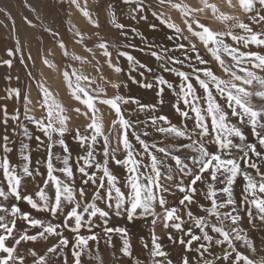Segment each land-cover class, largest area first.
I'll list each match as a JSON object with an SVG mask.
<instances>
[{
  "label": "snow or ice",
  "instance_id": "6c2138e0",
  "mask_svg": "<svg viewBox=\"0 0 264 264\" xmlns=\"http://www.w3.org/2000/svg\"><path fill=\"white\" fill-rule=\"evenodd\" d=\"M166 2L171 8L177 9L182 13L186 18L184 23L187 31L199 39L213 59L218 62L223 72L229 76V79L225 80L217 76L211 69H193L191 75L195 77L200 89L203 90L200 96L196 95V89L191 82L189 73L165 67V71L174 72L180 78L179 91H177L176 86L163 76L156 78L155 86L158 87V95L161 97L159 103H164L162 97L165 87L171 89L183 105L182 107L180 103L176 104V112L185 121L192 119L194 128L190 133L187 124L177 126L166 115L152 117L151 125L155 127L158 133L190 141V143L175 146L174 152L178 153L182 149H189L191 155L187 159H182L180 155L173 154V151H169L165 147H158L155 143L150 145L139 134L133 132L132 135L135 136L136 141L142 146L144 155L150 160V163H142L141 159L138 158L140 154L135 151L129 141L128 130L132 127V124L125 118L121 105L134 103L140 111L145 109L156 111V105L141 104L139 100L125 98L119 94L111 98L101 99L100 95L103 93V89L99 87L92 90L96 93L95 96L90 95L88 89L95 81L89 76L77 74L73 70L71 76L75 77V82H73L68 71H64V78L68 87L72 89L73 97L85 105L87 109L81 112L80 108H75L74 111L85 116L89 121L83 134L79 128L74 130L72 139L77 142L83 151L73 161L72 150L65 139L66 134L69 132L68 124L71 118L65 114L66 109L55 102L49 89L43 84H38L37 86L42 93V100L38 103L45 114L40 118L31 115L32 109L28 105L32 102L26 95L24 97L26 101L24 118L29 123L35 124L46 138V140H42L40 136L35 137V140L39 142L38 146L42 145L47 154L46 179L42 187L37 186L38 191L35 193L41 203H37L33 195L22 194L21 192L23 176L34 177V173L35 175H41L39 169L31 167V154L30 151H26L28 145H21V165H12L8 158L7 154L13 151L10 145L15 143L8 135L7 126L9 120L16 122L15 127L22 129L24 137L29 140L33 139V137L29 133L28 127L21 122L19 109L10 114L7 105L0 107V124L5 126L4 134L0 136V150L4 154L0 156V171H2V175L6 180L8 191L5 190V187H0V197L7 200L10 194L16 201L23 200L37 211L48 212L52 217L63 213L65 218L62 225L54 224L51 221L45 222L41 219L32 218L29 213L23 212L19 206L13 204L10 209L13 219L6 222V218L0 216V264H24L23 256L17 252L20 244L24 241L35 242L44 240L50 236L58 237V242L49 246L47 253L55 254L58 249L62 250L71 244L73 264H81L83 255L87 254L89 259L92 258L89 241H95L97 245L99 244V237L93 231L94 220L97 217L104 218L103 230L105 234H120L123 241V254L132 258V245L128 238L127 229L107 226L109 212L98 206L97 201L101 200L116 215H126L128 221H132L138 216L147 217L150 215L153 217L151 220L153 228L150 256L153 258L154 264H173L171 259H167L169 254L159 242L160 237L156 235L155 226L158 221L163 228H171L183 234L176 241L169 233L168 239L172 240L173 243L178 242L183 245L188 252L193 250L198 252L200 254V264H214L213 260L205 256V254L213 256L210 249L214 246H221L223 255L215 257L216 260L220 261V264H223L224 261H229V264H255L253 260L238 251L235 241H242L255 251L251 242L243 234V230L238 226L239 221L242 219L238 203L246 205L243 211L247 214L249 220L253 219L252 207L257 210L259 218L264 220V196L259 195L264 194V167H262L264 165V76H258L255 71L250 70V68H254L264 72V55L258 52L240 51L239 48L225 43V38L230 37L237 44L242 42L245 47L250 44L260 47L264 46V32L257 33L248 24L239 21L238 17L224 14L217 18L225 22L236 20L237 22L233 27L243 30L246 35L235 33L231 28L227 31H213L191 15V13L202 11L203 9H190L187 6L172 3V0H159L161 5ZM228 2L231 5V0H228ZM71 3L80 8L77 0H71ZM124 3L136 4L139 12L144 11L143 0H124ZM258 4L264 7V0H258ZM205 6L211 7L213 13L217 11L216 6L208 5L206 0ZM239 6L245 13H252L255 3L254 0H239ZM81 11L95 27H99L98 22L92 21L88 11L84 9H81ZM111 15L115 27L121 30L124 29L125 26L123 24L116 22L114 11ZM152 15L157 16L161 23H166L168 27L173 28L177 33L182 32V29L174 23H168L163 18L162 13L158 14L154 11ZM143 18L146 19L147 17ZM250 18L255 20L254 16ZM259 20L264 21V15H259ZM193 25L196 27L194 28ZM77 35L80 34L77 33ZM17 45H19V41H17ZM59 47L65 49V55H67L66 46L63 42L59 44ZM98 47L103 50V55L109 67L113 68L116 73H120L122 69L112 63V54L108 50L109 45L106 42H101ZM179 47L183 49L184 45L181 44ZM190 47L191 51L197 52L196 59L199 63L206 64L207 61L199 55L195 45ZM15 51H20L19 47ZM89 51L91 50L89 49ZM151 54L157 60L164 59V56L157 52H152ZM7 55L13 57L15 53L12 49H9ZM223 55L230 57L234 63L231 65L226 64L222 58ZM118 56H124L130 62L134 61L133 56L123 51L118 52ZM28 59H32L31 55H29ZM74 59L81 60V57L77 56ZM167 59L172 63L184 64V60L175 57H168ZM21 60H23L22 56ZM12 63V59L3 61V64L7 65L8 68L12 67ZM43 63L52 68L56 67L47 59H44ZM245 64L250 67H244ZM139 67L145 68L146 66L141 64ZM147 70L151 71V69ZM238 73H243V75ZM29 76H32L31 72H29ZM8 79L11 80V76ZM17 79L19 78L17 77ZM82 81L85 82L83 85ZM254 82L258 88L250 90ZM142 86L152 88L154 85L145 83ZM112 87L118 90L120 85L112 83ZM6 92L7 95L4 99H15L18 101L21 98V92L18 88L7 89ZM216 93L223 98V105L217 101ZM104 95L106 96V94ZM254 98H258L260 103H255ZM201 99L204 100L205 107L200 105L199 101ZM97 100L99 103L107 105L114 110L116 119L112 121L111 127L115 130L117 124L120 126V130L116 133L118 139L115 147L112 146V141L109 139L112 131L107 135L103 131V124L98 116L99 110L95 107ZM190 113L194 115L190 116ZM233 117L236 118V122H233ZM241 126L250 128L252 135L256 138L255 142H249L248 136ZM12 132L13 135L20 134L16 133L15 128H13ZM143 135L148 136L149 133L145 131ZM193 136L196 139H193ZM100 138H102L103 159L102 161H97L95 145ZM209 144L214 145V149H210ZM57 145L60 146L64 155H54L52 149ZM120 145L123 146V150L126 152L124 159H118L114 155L120 150ZM152 149L170 157L171 160L175 161V166L178 170L185 176L190 177L187 183L181 180L176 184V187L183 194L179 200V205L185 209L183 214L180 208L168 206L164 193L170 191V189L162 183V178L174 180V176L171 174V167L168 168L166 174H162L161 166L164 162L157 157ZM54 159L63 166L56 167ZM109 159L115 160L118 165L127 166L129 173L125 181L127 191L122 190L117 176L110 171L108 166ZM242 164L246 165V167H242ZM18 167L20 168L19 172L17 171ZM141 167L148 168L152 174L146 175L140 171ZM250 170H254L255 174ZM57 172L62 173L64 179L57 176L55 174ZM76 172H79L81 178V186L79 187L75 184ZM98 172L100 173L99 176L97 175ZM238 177L241 178L244 185L241 192L242 200L239 202L233 190V185L236 184ZM198 182L199 187L197 186ZM50 183L54 188V195L51 196L46 192ZM87 185L95 186L90 197L88 196L87 188L84 187ZM198 194H202L204 199L209 201V206L207 207L199 205L201 211L205 213L204 215H194L189 207L197 202L195 197ZM66 207L68 210L64 212ZM157 208L162 211L158 213ZM0 211L8 213L9 208L0 206ZM185 216L194 224L196 229H199L200 234H195L191 229L183 227L187 222L184 218ZM17 219L26 221L30 227L38 228L39 231L35 234H29L24 231L14 235ZM61 226L73 233L71 241L63 232L59 231ZM82 229H87L89 234H81ZM183 236H187V239H184ZM9 240L12 241L11 244L7 243ZM194 242H200L195 249H193ZM106 243H111V235H108ZM144 247L148 248L149 245L145 243ZM31 255L37 257V252L32 251ZM157 257L164 259L157 260L155 259ZM96 259L99 260L100 264H103L102 259L98 255ZM34 264H48L47 255H39ZM134 264H141V262L137 259ZM182 264H191V261L187 256H184ZM261 264H264V261H261Z\"/></svg>",
  "mask_w": 264,
  "mask_h": 264
},
{
  "label": "rangeland",
  "instance_id": "374dc122",
  "mask_svg": "<svg viewBox=\"0 0 264 264\" xmlns=\"http://www.w3.org/2000/svg\"><path fill=\"white\" fill-rule=\"evenodd\" d=\"M93 1L94 2L92 3V8L89 9L88 12L91 16L92 21L97 22L101 18L99 16V13L101 14V12H102L101 7L97 8L98 5L100 6L99 3L101 1H99V0H93ZM201 1L205 5V2L203 0H201ZM220 1H226L227 4H229L228 0H220ZM153 2H157L159 4V0H143L144 10L150 11L151 8L153 7V4H152ZM77 3L80 5V8H77V6L75 4L71 3V0H0V29L1 28H7L8 21L11 22L10 15H12V13L17 15V18H19L23 22V24L26 26V28L28 29L27 34H25V32L23 33V37L25 38V47L21 48V49L19 48L20 51H18V52L15 51L16 54L12 58H10L13 61L11 68H8L7 65L3 64V61L7 60V59L4 56L1 58V55H0V93H3L6 96L7 95V92H6L7 89H15V88L20 89V92H21V98L18 101L15 99H4L5 96L2 95L0 97V99H2L3 101H0V107H2L3 105H6L7 102L9 103V100L13 104H15L14 109L11 110L10 114H12L16 109H19L20 114H21V122L28 127L29 133L33 137V139H31V140L28 139V149L26 151H30V154H31V160H32L31 167L33 169H39V172L41 175H35V173H34V177L23 176L22 182H21V191L23 192V194L33 195V198L37 201V203H41V202L39 201V198L35 196V193H36V191H38L37 186L42 187L44 184V180L46 179L47 155L42 156V155H44L43 150H42V146L41 145L38 146L39 142L35 140V137L40 136L42 140H46V138L43 136V134L40 132V130L37 127H29V126H36L35 124L29 123L27 120H25L24 111H25L26 101L24 100V97L27 95L28 87L32 83L35 86V89L38 93L39 101L42 100V93H41L40 88L37 85L43 84L42 83L43 81H41L42 77H41V79L39 78L40 73L43 74V72L45 73V71H46L47 73L49 72L48 74H50V72H51V67H49L47 64L43 63V60L47 59V56L50 52L51 47H56V50H59V58L56 60L52 59V61H55L54 62L55 64L58 63V65H61L63 73H64V71H68L69 75L71 76V73L73 72V70H75L78 74V67L80 65H84V66L88 65L89 66L88 68L89 69L91 68L90 72H91V75L94 77L93 79H96V80L100 79V81H103V82L106 81L107 82L108 86L104 87L103 93H101V95H100L101 99L111 98V97L115 96L116 94H119L121 96H124L125 98L129 97L132 100H139L141 102V104L156 105V111H150L148 109H145L144 111H140L139 108L137 107V105L134 103L122 104L121 110L124 113L125 118L128 119L132 124V127L128 130V138H129L130 142L131 141L137 142L135 139V136L132 135L133 132H136L137 134H139L141 136L142 139L146 140V142H148L150 145L155 143V144H157L158 147H165V148H166V145L170 144V142H173V141L176 142V140H178V139H176V137L170 138V137H168V135H165V134H161V136H160V133L158 134L155 127L151 125L152 117H150V116L166 115L169 117V119L174 124L177 123V121L183 120V119L176 112L174 106L171 103L167 102L168 99H163L164 100L163 104L159 103L161 97L159 98V95H157V94L154 95V90L155 91L158 90V87L155 86L156 85V78L159 76H163V77L166 75L169 76V79L167 77H165V79H167L170 83H172L174 86H176L177 91H179L178 86L181 82L180 78L177 77L174 74V72L165 71V72L161 73V71L164 70L163 68H165V67L175 68V69H178L180 71H184L183 69H186V67H182V65H180V64L172 63L167 58L168 57H175V58H178L181 60H182V58L187 60V61L192 60L194 58V56L197 55V52L191 51L190 46L195 45L198 53L200 52V54L203 55V57L208 62L212 63L214 61L211 54L206 50V48L199 41V39L195 36H192L191 34L188 35V33H185L184 31H182L181 33H177L175 30L174 31L172 30L170 32L172 35L171 40L167 39L169 42H165L164 50L158 52L157 49H155L153 47H149L145 44V41L143 39L144 35H142L140 33L134 34V37H133L134 41L129 40L128 38L124 39L121 34H120L121 38H118L116 35H114L113 31L111 30V23L113 24V22H111L108 19V15H106L105 16V24L107 25V27H109V29L107 30L106 37H105V31L106 30L102 29L103 28L102 27V20H101V23L98 22V23H100V25H99L100 28L95 27L93 25V23L90 22L89 19L82 14L81 9H83L82 8L83 4L81 5V2L79 0H77ZM172 3H174V2H172ZM237 3H239V0H231V6H234ZM254 3H255V6L257 8L254 7V10L252 13H245L244 11H241L239 14L235 15L234 17H238L239 21L248 24L252 29L254 28L257 30V28H258L259 29V30H257L258 33H261V32H264V21L259 20V15H264V12H262V11H264V7L259 6L258 1H256V0H254ZM192 4H197V0H195L194 3H192ZM163 5H165L166 7H170V5L167 2ZM204 5H203V7H204ZM212 5H215L216 9H217L220 4H218L217 2L214 1V2H212ZM108 6H109V2L106 1L105 2V11L106 12H107ZM128 6H129V8H124V10H123L124 14L122 16V20L124 18L129 17L133 11L137 10L136 4H128ZM162 7L163 6H161L159 8V10H157L158 14L162 13ZM73 8H77L79 13H81L84 16L85 24L83 26L84 30L82 32H79L78 30L74 29L69 24L68 17H69V15L71 16V11ZM230 9L231 8H228V10H230ZM74 10L77 11L76 9H74ZM179 13L181 16L180 19L182 20V22H184L186 18L182 15V13L180 11H179ZM191 15L195 19L199 20L200 23H203L207 27L211 28L213 31H227L229 28H231V30L235 33H238L240 35H246V33H244L243 30L233 27V25L236 24V22H237L236 20H233V22L230 23V25L228 27H226L221 23H212L214 20H207V19L203 20V19L197 17V14L193 15L191 13ZM253 16L255 17V20L250 18ZM137 18H138V15H133V21H136ZM168 20L170 22H172L170 19H168ZM229 21H231V20H229ZM159 23H160V19H158L157 16H154V20L151 21L150 26L152 27V25L159 24ZM194 26L195 25H193V27ZM185 28H186V26H185ZM155 29H159V27L156 26ZM53 33H55V35H53ZM77 33H79L80 35H77ZM150 34L151 35L149 36V38L159 37L158 34H156V35L153 33H150ZM12 39H13V35L10 32L9 33H1V31H0L1 43H4V42L8 43ZM154 40L157 41L158 39L155 38ZM61 42H63L64 45L66 46L67 55H65V49H61L59 47V44ZM101 42H108L107 44L110 46L108 48V50L111 52V54H112L111 56L113 57V58L111 57L112 63H113V65L119 66L122 69V71L120 73L113 72L111 74L110 70H106L107 69L106 67H109V65H108V63H106V58L103 55V50H101L98 47V44ZM157 42H159V41H157ZM73 43H76V45L80 46L88 54V57L81 58V60L74 59L75 55L73 53ZM225 43H228L232 47L239 48L240 51L258 52V53L264 55V46L257 47L254 44H250V45H247V47H245L242 42L240 44H237L236 42L232 41L230 37L225 38ZM125 44H130V46L127 47V46H125ZM181 44L184 45L183 49H181L179 47V45H181ZM200 45H203L204 49H201ZM144 46H147V47H144ZM89 49L91 51H89ZM120 51L126 52L131 56H133V54H134L133 51L137 52V53H139V51H141L143 53H148V54H143L139 57H136L134 54V63H133V61L128 62V60L119 61V59L121 57L118 56V52H120ZM152 52H157L158 54H161L162 56H164V59L157 60L156 57H154L151 54ZM29 55H31L32 59H28ZM35 55H37V56H39V58H41L40 64L38 63L37 60H35ZM21 56L23 57V60H21ZM222 58L225 60L226 64L231 65L234 63L231 60V58L228 57L227 55H223ZM142 62H146L148 68L151 69V71H147V70L145 71L141 67H139V65ZM215 63H216L215 74L222 79H225V80L229 79V76L223 72V70L220 68L218 62L215 61ZM184 64H186V62ZM43 66H44V68H41ZM130 67H132L133 74H135L134 76H132L128 73L125 75V73H126L125 70L127 71ZM244 67H250V66L245 64ZM39 68H41V70L43 69V72L40 71ZM97 69H99V71H97ZM92 70H95V72L92 73ZM236 70L238 71V69H236ZM250 70H254V68H250ZM113 71H114V69H113ZM29 72L32 73V76H29ZM184 72L190 74L191 82L193 83V86L196 89V95L198 96L199 93H201V95H202L203 90L200 89L199 84L195 80V77L191 75L192 72L191 71H184ZM115 73L120 78V81H119L120 87L118 90L116 88H113L111 85L113 83V80L111 79L112 77H110V76L114 75ZM238 74L243 75V73H238ZM9 76H11V78H12L11 80L8 79ZM261 76H264V72L261 74ZM17 77L19 79H17ZM71 78H72L73 82H75V77L71 76ZM81 83H82V85L84 84L83 81ZM132 83L139 84L140 87L135 91L130 86L129 89H127V91H126L127 86L129 84L131 85ZM145 83H152L154 86L152 88H145L142 86ZM93 86L96 88H98V87L100 88V86L98 84H96V85L94 84ZM96 88L90 87V89H88L89 94L95 96L96 93L92 90H94ZM256 88H257V85L254 82V84L250 90H254ZM100 89H102V88H100ZM117 92H119V93H117ZM125 92L127 93L128 96L124 95ZM53 93L54 94L57 93V96H62V100H61V102H59L61 105H62V103H65V104L67 103L66 104L67 106L70 105L71 99H69V97H73V95H72V89H70L68 86L66 87L64 92H60L57 89H55V90H53ZM166 93L169 94L168 97H170V94H171V96H173V98L175 99L177 104L180 103L181 106L183 107L182 102L178 99L175 92H173L171 89H167V90H165L164 94H166ZM104 94H106V96ZM216 96H217V101L223 105L224 104L223 98L219 97L218 93H216ZM201 101L204 102L203 99H201ZM166 102H167V104H166ZM254 102H255V100H254ZM97 104H101V103H99V101L97 100L95 107L97 106ZM203 104L205 107L206 106L205 102ZM105 106H107V105H105ZM85 108H86V106H85ZM128 110H130L131 112L129 113ZM42 113H43V115L45 114L43 110H42ZM142 114H143L145 120H147V117H148V119L150 118V120L147 124V132L149 133L148 136H144L142 130L140 129V127H138L141 125V121H142V125H144L143 119L141 118ZM192 115H194V114L190 113V116H192ZM178 116L180 118L176 119ZM114 119H116V117H115V113L113 110L110 114L109 121H107V125L109 124L107 134H109V132L112 131V135L109 136V139H110V141H112L113 147L115 146V143H116L115 130H113L111 127L112 121ZM232 120H233V122H236V118L233 117ZM187 121L189 123L193 122V124H190V125L194 126V121L192 119H189ZM187 121L184 120L183 123L186 124ZM85 122L87 124L89 121H85ZM86 124H83V125L80 124V125H77L73 128H69V132L66 134V137H65L66 143H68V145L70 146V148L72 150L73 161H75L78 154L82 153L77 148L78 147L77 142L72 139V136L74 134V130L76 128H79L80 132L83 134L85 132ZM1 125L2 126L0 127V136H2L4 134V131H5V126L3 124H1ZM15 125H16V122H14V121L8 122V126H7L8 135L10 136L11 140H16L17 142L21 143V142H23V140H25L27 138L22 135V129L16 128ZM187 125H189V124H187ZM116 127H117V125H116ZM241 127L243 128L245 134L248 136V139H252L253 142H255L256 138L254 135H252L250 128L246 127V126H241ZM13 128H15L16 133H20V134L19 135H13V132H12ZM192 130L193 129H190L189 132L191 133ZM179 139H181L182 141H185L186 143H190V141L184 140L182 138H179ZM193 139H196V137L193 136ZM98 144H99V141L95 145V149H96L95 156H96L97 161H102L103 153L102 152L100 153V150L97 148ZM139 146H141V145L139 144ZM208 146L210 149H214V147H215L212 144H209ZM56 150H57V146H55L52 149L53 152H57ZM110 151H111V149H110ZM152 151L157 155V157L159 159L163 160L164 163L161 166V172H162V174H166V172L168 170V163L166 160L169 157L164 156L162 153L156 152L155 149H152ZM173 154H177V153H173ZM2 155H4V154H3L2 150H0V156H2ZM114 155L118 159H124L125 158L126 152L123 150L122 145H121L120 151H117ZM177 155H180L182 159H187L191 154L189 153L188 149H183V151H181V153H178ZM60 156H62V155H60ZM13 158L14 159L16 158L17 161L9 158L12 165H21V163H22L21 151H14L13 152ZM189 163H190V161H189ZM54 164L56 167H62L63 166L62 164H60L59 161H57L55 159H54ZM108 166H109L110 171H112V173H114V175H116L118 180L120 181V186H121L122 190L127 191L125 181L127 179V176L129 175V173L127 170H123L127 166L122 165L123 167H121V170H120L119 168H117L120 165L116 164L115 160H113V159H109V165ZM17 171L18 172L20 171L19 167L17 168ZM74 171H75V169H74ZM140 171L144 172L146 175L152 174L149 169H146L143 171L142 167H141ZM118 172H123V173L120 175V174H118ZM0 173L2 174V171H0ZM55 174L57 176H59L61 179H64V176L62 173L57 172ZM75 175H76L75 184L77 187H79L81 184L80 174H79V172H76ZM97 175L99 176L100 173L98 172ZM176 175H177V177H181L183 180H189L190 179V177L185 176L180 171L176 172ZM205 175H207V174H205ZM174 177H175V175H174ZM142 182H145V181H142ZM162 182H164L166 184V187H168L170 189V191H174V192L177 191V189H174V186H173L174 180H166V179L164 180L162 178ZM169 182H170V185H169ZM49 185H51V183ZM242 185H243V182H242L241 178L238 177L236 184L233 185L234 195H235L238 202L242 200V195H241V192H242L241 188L243 187ZM199 186L200 185L198 182V187ZM218 186L220 187V185H218ZM84 187L87 188L88 196L90 197V195L92 194V189L95 186L94 185H87ZM5 188H6L5 190L8 191L7 187H5ZM239 190H241L240 193H239ZM46 191H47V189H46ZM170 191H168L164 194L171 198ZM196 197H198V201L196 203H194L193 206H195L197 212H202L199 205H204L205 207H207V206H209V201L204 199L202 194H198ZM175 203H176L175 207L180 208L181 213L183 214V212L185 210L184 207L179 205L178 200ZM13 204L19 206L20 208L28 209L27 207H29V204H27L25 201H23V200L16 201L14 199V197H12L10 194H9V197L7 200H4L2 197H0V206L9 208L8 213L0 211V216H4L6 218V222L13 219V217L10 214V209H11V206ZM245 207H246V205H244L242 203H238V209H239L240 214L242 216V219L239 221L238 226H239V228H241L243 230V234L249 240L251 239L250 241L252 243H259V245L261 246L264 243V220H261L259 218V215L257 214V210L254 207H252L253 219L249 220L247 214L243 211V209ZM67 210H68V208L66 207L64 209V212H66ZM111 210L112 209L107 210L109 212L108 225L107 226L113 227V228L123 227V228L127 229L128 238H129L130 243L132 245V248H131V251H132V258L131 259L132 260L123 254V251H122L123 241L121 239L120 234H118V233L105 234L104 230H103V233H100L101 230L97 229L96 225H98V226L103 225L104 224V218L97 217L94 220L93 231L98 235V237H101V235L105 236L106 240L108 239V235H111V238H113L117 241L116 246L118 249H117V252H116V250H114L112 252L113 254H111V256H110V252H109V248H108L109 244L106 243V241H105L104 242V244H105V250L104 251H106L109 255L104 254L102 256V254L100 255V254L95 253L94 243L91 244V248H89V249H91V252H92L91 261L93 260V262H91V264H94V263L100 264L99 260L96 259L97 255L102 259L103 264H111L113 262V259L115 261V264H119V263H125V264H131L132 263V264H134V261L137 259L141 262V264H154L152 262L146 263L142 259L146 255L147 256L150 255L151 238L149 237V233L152 231V228H153V226L151 224V219L146 218V221L144 222V224L139 219V217H142V216H138L137 218H135L134 219L135 222H134V220L128 221L127 218H125L124 220L123 219L118 220L116 214ZM35 211L37 212L36 209H35ZM38 212L42 213L43 211H38ZM46 213H48V212H46ZM30 216H31V214H30ZM49 216L47 217L48 222L52 220V223H54V224L59 223L61 225H62V222L65 218L63 213H59L56 217H52L51 215H49ZM125 217H126V215H125ZM184 218L187 222L184 224L183 227L186 229H191L196 234H200L199 229H196L194 227V224L191 221H189L186 216ZM136 220L139 221L140 223L135 228V230H134L135 236H133L131 233V229L129 228L128 225H129V223H137ZM69 223H71V222H69ZM156 226H157V224H156ZM82 230H81V234L83 233ZM24 231H27L28 233H30V226H28L26 221H22L20 219H17L16 220V229L14 231V235L16 233H20V232H24ZM59 231L63 232V234L66 237H68L71 241V239L73 237V233H71L67 228H64L63 226H61ZM169 233L172 235L173 239L176 241H178L181 238V236L183 235L182 233L176 232L175 230H173L171 228L165 229L164 232L162 233V236H161L159 242L163 245V249L165 251H167L165 248L168 246V244L170 245V247L167 251L169 254L168 259H171L173 261V264H182V258L184 256H187L190 259L191 264H200V254L198 252H196L195 250H193L192 252H188L185 249V247L183 245H180L178 242L173 243L172 240L169 241L168 240ZM213 235H215V234H213ZM249 237H251V238H249ZM49 238L50 237H48L47 239H44V240H39V242L42 245H44L47 242H49ZM57 242H58V237H56L54 244ZM90 242H92V241H89V243ZM7 243L11 244L12 241L9 240ZM112 243H115V242H112ZM145 243L149 244V247L147 248L148 251L144 247ZM199 243L200 242H194L193 243V249H195ZM235 244H236L238 251L241 252L242 254L246 255L249 259L253 260L255 262V264H261V261H264V250H262V251L260 250L259 251L260 253L258 252L255 254H249L250 248L248 246H246L244 244L243 248H241V247H239L238 241H235ZM214 247L216 249V246H214ZM18 250L20 251L19 247L17 248V252L19 254ZM43 250L44 249L41 248L40 252ZM210 251L212 252V249H210ZM138 253H139V255H138ZM55 254L63 255L64 258H68V257L72 256L71 244L67 248H64L62 250L58 249L57 253H55ZM222 255H223L222 251L218 252L216 249L213 256H206V257L208 259L213 260L214 264H220V261L216 260L215 257H219ZM32 257H33L32 255L26 256L27 259H31ZM158 258L164 259V258H160V257H157L155 259L159 260ZM225 262H229V261H225ZM223 264H224V262H223Z\"/></svg>",
  "mask_w": 264,
  "mask_h": 264
},
{
  "label": "bare ground",
  "instance_id": "6f19581e",
  "mask_svg": "<svg viewBox=\"0 0 264 264\" xmlns=\"http://www.w3.org/2000/svg\"><path fill=\"white\" fill-rule=\"evenodd\" d=\"M80 2H81V5L83 6L82 8L84 9V10H86V11H88L89 9H90V0H79ZM204 2H205V0H203ZM256 1H258V0H256ZM226 2V1H225ZM206 3L208 4V5H212V1H209V0H206ZM203 2L201 1V0H199L198 2H197V4H189L187 7L188 8H190V9H203L202 11H195V12H193V15H196L197 14V16L199 17V18H201V19H207V20H214L212 23H221V24H223L224 26H226V27H228L229 25H230V23H232L233 22V20H231V21H221L220 19H218L217 17L218 16H220L221 14H224V15H230V16H235V15H237V14H239L241 11H243V9L239 6V3H237L236 5H234V6H231V5H228V7L229 8H231L229 11H227L226 9H228V8H225L224 6H221V5H219V7L217 8V11L215 12V13H213V10H212V8L211 7H206L205 5H204V7H203ZM258 5V4H257ZM260 6V5H259ZM240 7V8H239ZM256 7V6H255ZM211 8V9H210ZM257 8V7H256ZM255 8V9H256ZM262 12H264V11H262ZM10 18H11V22H9L8 21V26H7V28H1L0 29V31H1V33H11L12 35H13V39L11 40V41H9L8 43H6V42H4V43H1V41H0V55H1V58L4 56L6 59H10V58H12V57H9L8 55H7V52H8V50L9 49H12L13 51H14V53H15V50H16V48L17 47H19L20 49L21 48H24L25 47V38L23 37V33L25 32V34H27V32H28V29L26 28V26L23 24V22L19 19V18H17V15H15V14H13L12 13V15H10ZM70 18H72V20L73 19H76V18H78V14L76 13V11L74 10V9H72V12H71V16H70ZM4 25V24H3ZM263 25V24H262ZM75 29L76 30H78L79 31V29H78V27L76 26L75 27ZM253 30H255V32H257L258 33V31L257 30H259L258 28H257V30L256 29H254L253 28ZM17 41H19V45H17ZM34 49V48H33ZM50 51L51 52H55V55L58 57V54H59V50H56V47H51L50 48ZM16 54V53H15ZM191 55V54H190ZM197 56V55H196ZM196 56H194V58L192 59V60H185V59H183L184 60V63L186 62V64H183L182 65V67H186V69H183L184 71H191V72H193V69H211L214 73L216 72V63H215V60L212 62V63H210V62H208L204 57H202L205 61H207V63L206 64H200L199 63V61L196 59ZM178 59V58H177ZM35 60H37L38 61V63L40 64V62H41V58H39V56H37V55H35ZM50 63H54L52 60H51V62ZM85 63V62H84ZM54 65H56V67L55 68H52L51 67V72H50V74H48L46 71H45V73L43 72V69L41 70V68H44V66L43 67H41V68H39V70L40 71H42L43 72V74H41L40 72V79H41V77H42V79H41V81H43L42 83H43V85L45 86V87H47L48 89H49V91L52 93V96H53V98H54V100H55V102H57V103H59V102H61V100H62V96H57V93H53V90H55V89H57L58 91H60V92H64L65 91V89H66V87L68 86V84H67V81L65 80V78H64V75H63V71H62V68H61V65H58V63L57 64H55L54 63ZM181 65V64H180ZM189 65H191V67H189ZM2 66V65H1ZM89 66L88 65H86V66H84V65H80V74H89V73H91L90 72V69L88 68ZM49 69V68H48ZM182 70V69H181ZM252 71H255L256 73H257V75L258 76H261V74L263 73L261 70H259V69H254V70H252ZM201 75H202V73H200ZM110 77H112L111 79H113V75L112 76H110ZM164 77H167L168 79H169V77L168 76H164ZM94 81H95V83H93L90 87H93V88H96V87H94L93 85L95 84H98V81L97 80H95V79H93ZM114 82L115 83H117L118 81L115 79L114 80ZM105 83V85L106 86H108V84H107V82L105 81L104 82ZM112 85V84H111ZM131 88H133V90H137V89H135L134 87H131ZM257 88H258V86H257ZM97 89V88H96ZM55 92V91H54ZM117 93H119V92H117ZM124 93V92H123ZM60 94V93H59ZM121 94V93H120ZM158 95V91L156 90H154V95ZM2 95H4L3 93H0V97L2 96ZM125 96H128L127 95V93L125 92V94H124ZM168 93H166V94H164L163 95V99H168L167 100V102H169V103H171L173 106H174V108H175V105L177 104V102L175 101V99L173 98V96H171V94H170V97H168ZM201 95V93H199V95L198 96H200ZM5 96V95H4ZM27 96L30 98V100H31V104H29L28 105V107L29 108H31L32 109V111H31V115H34V116H36L37 118H40V117H42L43 116V113H42V109L40 108V105H39V97H38V93H37V91H36V89H35V86L31 83L30 85H29V87H28V90H27ZM127 98H129V97H127ZM159 98H160V96H159ZM69 99H71L70 100V105L69 106H67L65 103H62V106L66 109V112H65V114L67 115V116H69L71 119H70V121H69V124H68V127L69 128H73V127H75V126H77V125H80V124H86V122L85 121H88L87 120V118L85 117V116H83V115H81V114H78L76 111H74V109L75 108H80L81 109V112H83V111H86L87 109L85 108V105H83L80 101H78V100H76V99H74V97H69ZM129 99H131V98H129ZM65 100V99H64ZM254 100H255V103H257V104H259L260 103V101H259V99L258 98H254ZM0 101H3L2 99H0ZM65 102V101H64ZM167 102H166V104H167ZM199 103H200V105L201 106H203L204 107V102L203 101H199ZM60 104V103H59ZM170 104V105H171ZM6 105H7V108H8V112L10 113L11 112V110L12 109H14V105L15 104H13L10 100H9V103L7 102L6 103ZM171 105V106H172ZM97 109L99 110L98 111V116H99V118H100V120H101V122H102V124H103V131H104V133L107 135V131H108V125H107V121H109V119H110V114H111V112L113 111L109 106H105L104 104L102 105V104H97ZM128 112L130 113L131 111L130 110H128ZM127 112V113H128ZM128 113V114H129ZM150 117H154V116H150ZM141 118L143 119V122H144V125H142V121H141V125L140 126H138V127H140V129L142 130V132L144 133L145 131H147V124H148V122H149V120H150V118L148 119V117H147V120H145L144 119V116H143V114H142V116H141ZM180 117L178 116L176 119H179ZM9 121H11V120H9ZM183 121L184 120H179V121H177V123H175L177 126H180V125H183L184 123H183ZM186 124H189V125H187L189 128H188V130H190V129H193V127L194 126H191L190 124H193V122H188L187 121V123ZM2 125L0 124V127H1ZM29 127H36V126H29ZM120 130V126H119V124H117V127H116V129H115V138H116V140L118 139V136L116 135V133L118 132ZM151 130V129H150ZM159 134V133H158ZM160 136H161V133H160ZM168 137H170V138H172V137H174V136H171V135H168ZM102 138H100L99 139V144L97 145V148L100 150V153L102 152L103 153V149H102V140H101ZM176 139H178V140H176V142H174L173 140V142H170V144H168V145H166V148L167 149H169V151H173V153H177V152H174V148H175V146H177V145H181V144H186V142L185 141H182L181 139H179V138H177L176 137ZM249 140V142H253V140L252 139H248ZM12 141H14L15 143H13V144H11L10 146L13 148V151L11 152V153H9L8 154V158H11V159H13V160H15V161H17V159L15 158H13V152L14 151H21V145L22 144H27L28 145V139H25V140H23V142H21V143H19V142H17L16 140H12ZM238 142V141H237ZM131 143H132V145H133V148L135 149V151L137 152V153H139L140 155H139V159H141V161H142V163H150V160L147 158V156L146 155H144V153H143V150H142V147L141 146H139V143L138 142H135V141H131ZM42 146V145H41ZM115 146H116V143H115ZM114 146V147H115ZM78 148V150L79 151H83L79 146L77 147ZM120 149H121V145H120ZM42 150H43V153H44V155H42V156H45V155H47L46 154V150H45V148L42 146ZM57 152H53L54 153V155L55 156H60V155H63L64 153L62 152V149L60 148V146L59 145H57V150H56ZM120 151V150H119ZM181 151H183V149L181 150ZM181 151L180 152H178V153H181ZM188 151H189V153H190V150L188 149ZM177 153V154H178ZM191 154V153H190ZM100 155V154H99ZM101 156V155H100ZM43 159V158H42ZM45 159V158H44ZM253 159H255V158H253ZM167 161V163H168V168L169 167H171V169H172V172H171V174H173V176L175 175V177H174V184H173V186H174V189H177V191L176 192H174V191H170V193H171V198L170 197H168V196H166L165 194V198L167 199V201H168V206H175L176 205V203L175 202H177V200H178V202H179V200L182 198V196H183V194L179 191V189H178V187H176V184L178 183V182H180L181 180H183L181 177H177V175H176V172H179V170H178V168L175 166V161H173V160H171L170 159V157L166 160ZM121 167H123L122 165H120L119 167H117V168H119L120 170H121ZM242 167H246V165H243L242 164ZM262 167H264V165H262ZM146 169H148V168H146V167H142V170L144 171V170H146ZM123 170H127V167H125ZM252 173H254L255 174V172H254V170H250ZM123 172H118V174H122ZM167 173V172H166ZM114 174V173H113ZM150 175V174H149ZM79 180V179H78ZM165 180V179H164ZM185 183H187L188 182V180H183ZM163 184H165L164 182H162ZM172 184V183H171ZM169 185H170V182H169ZM80 186H81V184H80ZM165 186H166V184H165ZM172 186V185H171ZM198 186V185H197ZM240 186V185H239ZM242 186H244V185H242ZM0 187H6V180L4 179V177H3V175L0 173ZM219 187V186H218ZM243 188V187H242ZM241 188V189H242ZM6 189V188H5ZM240 191L241 190H239V193H240ZM22 192V191H21ZM46 192H48V194L51 196V195H54V189H53V187H52V185H49V187L47 188V191ZM22 194H23V192H22ZM92 195V194H91ZM90 195V196H91ZM259 195H261V196H264V194H259ZM195 200L196 201H198V197H195ZM102 201V200H101ZM97 201V203H98V206H100L101 208H104L105 210H110V209H107L106 208V205H105V203H104V201ZM194 204V203H193ZM193 204L192 205H190L189 207L191 208V210H192V212H193V214L194 215H204V213L203 212H197V210H196V208H195V206H193ZM28 209H26V208H21V210L23 211V212H27V213H29V214H31V217L32 218H37V219H41V220H44L45 222H48V216L50 215L49 213H46V212H42V213H39L38 211L36 212L35 211V209H33L30 205H29V207H27ZM184 210V209H183ZM225 210H230V209H225ZM111 211H113V210H111ZM162 210L160 209V208H157V212L159 213V212H161ZM185 211V210H184ZM114 212V211H113ZM115 213V212H114ZM246 215V214H245ZM117 216V219L118 220H121V219H125L126 217H125V215H123V214H121V215H116ZM50 217V216H49ZM146 218H148V219H153V217L152 216H147V217H144V216H142V217H139V219L142 221V223L144 224V222L146 221ZM21 220V219H20ZM51 220V219H50ZM22 221H24V220H22ZM55 221V220H54ZM20 222V221H19ZM51 222H52V220H51ZM134 222H135V220H134ZM136 222L137 223H129V228L131 229V233H132V235L133 236H135V233H134V230H135V228L138 226V224L140 223L139 221H137L136 220ZM59 224V223H58ZM100 225V224H99ZM18 226V225H17ZM29 226V225H28ZM96 228L97 229H100L101 231H100V233H103V225H100V226H98V225H96ZM20 229V228H19ZM164 228H163V226H162V224L158 221L157 222V226L155 227V232H156V235L157 236H159L160 238H161V236H162V233L164 232ZM28 231V230H27ZM39 231V229L38 228H32V227H30V233L29 234H35V233H37ZM83 231V233L82 234H85V235H87V234H89L88 232H87V229H83L82 230ZM196 234V233H195ZM131 235V236H132ZM132 236V237H133ZM151 236H152V231L149 233V237L151 238ZM131 238V237H130ZM183 238L184 239H187V236H183ZM249 238H251V237H249ZM55 239H56V236H50V238H49V242H47L46 244H44V245H42L40 242H39V240H37L36 242H32V241H25V242H23L22 244H20V246H19V249H20V251H19V255H21V256H23V258H24V264H34V262H35V260L38 258V256L39 255H47V260H48V264H73V257L72 256H70V257H68V258H64L63 257V255H57V254H51V253H47V248L49 247V246H51V245H53L54 244V242H55ZM169 240V239H168ZM249 240V239H248ZM251 240V239H250ZM249 240V241H250ZM106 241V237L105 236H102L101 235V237H99V244L97 245V243L95 242V241H92V242H90L89 243V248H91V244H93L94 243V248H95V253H97V254H102V256L104 255V254H108L106 251H104L105 250V244H104V242ZM111 241L112 242H115V243H110L109 245H108V248H109V252H110V256H111V254H113L112 252L114 251V250H116V252H117V241L115 240V239H113V238H111ZM170 241V240H169ZM42 242V241H41ZM251 242V241H250ZM37 243V244H36ZM169 243V242H168ZM238 244H239V247H241V248H243V246H244V243L242 242V241H238ZM251 244H252V246L255 248V251H253L252 250V248H250V251H249V254H255V253H258L260 250L262 251V250H264V243H263V245H259V243H252L251 242ZM123 245V244H122ZM149 245V244H148ZM263 246V247H262ZM134 247V246H133ZM169 247H170V245L168 244V246L165 248L167 251H168V249H169ZM44 249L43 251H41L40 252V249ZM97 248H98V252H97ZM135 248V247H134ZM216 249H217V251L219 252V251H221V246H216ZM216 249H215V247L214 248H212V253L214 254L215 253V251H216ZM121 250V249H120ZM146 250L148 251V249L146 248ZM32 251H36L37 252V257H32L31 259H27L26 258V256H28V255H31V252ZM146 251V252H147ZM142 252V251H141ZM140 252V253H141ZM137 253V252H136ZM260 253V252H259ZM109 255V254H108ZM121 255V254H120ZM138 255H139V253H138ZM186 255V254H185ZM106 256V255H105ZM115 256V255H114ZM205 256H207V254H205ZM141 257V256H140ZM119 259V258H118ZM131 259V258H130ZM146 263H148V262H152V263H154V260H153V258L150 256V255H146L144 258H142ZM159 259V258H158ZM167 259H168V257H167ZM120 260V259H119ZM132 260V259H131ZM91 262H93V260L91 261V259H89V257L87 256V254H85V255H83L82 257H81V264H91ZM129 262V261H128ZM118 263V262H117ZM95 264V263H94ZM111 264H115V261H114V259H113V262L111 263ZM119 264H125V263H119ZM132 264V263H131ZM224 264H229V262H225L224 261Z\"/></svg>",
  "mask_w": 264,
  "mask_h": 264
},
{
  "label": "crops",
  "instance_id": "0c3cea01",
  "mask_svg": "<svg viewBox=\"0 0 264 264\" xmlns=\"http://www.w3.org/2000/svg\"><path fill=\"white\" fill-rule=\"evenodd\" d=\"M90 1H91L90 2V6H91L90 9H91L92 8V3L94 1L93 0H90ZM99 1H101L99 3L100 6L98 5L97 8L98 7H101L102 12H101V14L99 13V16L101 18L97 22H100L101 23V20H102V27H103L102 29L106 30L105 31V37H106V32L109 29V27H107V25L105 24V16L108 15V19L112 22V19L113 18H112L111 13L114 11L115 12V20H116V22L117 23H120V24H123L125 26L124 29L121 30V29H117L115 27V25L111 23V30L113 31L114 35H116L118 38H121V36H120V34H121L124 39L128 38L129 40L134 41V39H133L134 34L135 33H140V34L144 35L143 39H144L145 44L147 46L153 47V48L157 49L158 52L159 51H163L164 48H165V42H169L167 39H170L171 40V36L172 35H171L170 32L172 30L174 31V29L168 27L166 23H161V20H160V23L159 24L152 25V27L150 26L151 21L154 20V15H152V13L154 11L157 12V10H159V8L161 6H163L162 7V13H163V17L165 18L166 21L168 19H170L177 27L181 28L182 31H184L185 33H188V35L191 34V33H189L187 31V28H185L186 25L180 19L181 16H180L179 10H177V9H173L171 7H166L165 5H160L157 2H153L152 3L153 4V7L151 8L150 11L144 10L143 12H139L138 10H135V11H133L131 13V15L129 17L124 18L122 20V16L124 14V11H123L124 8H129L128 4H125L124 3V0H99ZM106 1L109 2V6H108V9H107V12L105 11V2ZM194 1L195 0H172V2H174L176 4H180L181 6H188L189 4L194 3ZM198 1L199 0H197V2ZM209 1H212V2L215 1L218 4H220L221 6H224L225 8H229L228 7L229 4H227V2H225V1H220V0H209ZM73 9H76L77 10V8H73ZM226 10L229 11L228 9H226ZM76 13L78 14V18L72 20V18H70V15H69L68 21H69L70 26H72L74 29L77 26L78 29H79V32H82L84 30L83 29V26L85 24V19H84V16L81 13H79L78 10L76 11ZM133 15H138V18H137L136 21H133ZM143 17H147V18L144 19ZM169 22L170 21L168 20V23ZM172 22H170V23H172ZM100 23H99V25H100ZM156 26H158L159 29H155ZM195 27L196 26H194V28ZM99 28H100V26H99ZM150 33H153L155 35L158 34L159 37H151V38H149V36L151 35ZM155 38H157L158 39L157 41H159V42L155 41L154 40ZM106 43H108V42H106ZM125 46L128 47V46H130V44H125ZM147 46H144V47H147ZM200 46H201L200 47L201 49H204L203 48V45H200ZM73 53H74L75 57H77V56L78 57H81V58L88 57V54L80 46L76 45V43H73ZM133 53L135 54L136 57H139V56H141L143 54H148V53H143L141 51H139V53L133 51ZM134 54H133V57H134ZM199 55L201 57H203V55H201L200 52H199ZM120 57L121 58L119 59V61H126L127 60L126 57H124V56H120ZM58 58H59V54H58V57H57L55 55V52L54 51L53 52L50 51L49 54H48V56H47V60L49 62H51L52 59H55L56 60ZM182 60H183V58H182ZM53 62H55V61H53ZM133 63H134V61H133ZM141 64L146 66L145 69L142 68L143 70L146 71L147 69H149L148 66H147V64H146V62H142ZM106 68H107L106 70H110L111 74L113 72H115V71H113V69L111 67H106ZM163 69L164 70H162L161 73L165 72V68H163ZM94 72H95V70H92V73H94ZM125 72H126L125 75L127 73L130 74V75H132V76L135 75V74H133L132 67H130L127 71L125 70ZM78 74H80V66L78 67ZM84 75L89 76L91 79L94 78L91 75V73L84 74ZM115 79L118 81L117 84H119L120 78L117 76L116 73L113 75V79H112L113 80V83H115L114 82ZM97 81H98V85L100 86V88L104 89V87H106V85H105V83L103 81H100V79H98ZM130 86L131 87H134L135 89H138L140 87L139 84L132 83L131 85L129 84L127 86L126 91H127V89H129ZM165 90H167L166 87H165Z\"/></svg>",
  "mask_w": 264,
  "mask_h": 264
}]
</instances>
